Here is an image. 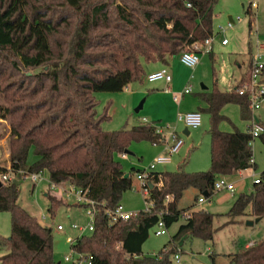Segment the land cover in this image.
I'll return each mask as SVG.
<instances>
[{
  "label": "trees",
  "instance_id": "obj_1",
  "mask_svg": "<svg viewBox=\"0 0 264 264\" xmlns=\"http://www.w3.org/2000/svg\"><path fill=\"white\" fill-rule=\"evenodd\" d=\"M57 1L56 4H52ZM117 1V0H116ZM218 0H0V52L8 56L10 72L0 71V88L6 106L0 119L8 122L7 143L13 170L46 172L55 183H72L94 200V229L77 237L71 247L92 255V264H173L177 243L197 236L212 240L214 213L194 210V202L180 208L188 189L210 198L219 175L232 176L256 167L251 123L246 130L223 131L227 117L222 108L235 103L242 119L251 121L247 96L233 86L221 90L215 83L202 99L210 115V168L157 172L163 180L153 186L150 210L110 223L107 209L115 208L133 186L134 167L126 171L116 155L129 150L132 141L161 143L164 135L154 122L104 130L110 118L108 102L98 112V91H121L132 82L142 83L144 63L168 65L187 46L204 43L213 35L214 7ZM189 4V5H188ZM250 12V5L246 9ZM249 30L252 21L248 22ZM250 45V42L248 43ZM250 47V46H249ZM214 60L213 51L209 52ZM39 68L34 73L25 69ZM15 75L24 79L2 83ZM263 131L259 134L264 145ZM37 157L28 163L30 152ZM16 174L0 185V211L10 214V236H0V264H58L54 258L52 227L41 223L19 203ZM155 179H158L157 177ZM170 200L165 203V198ZM47 210L53 216L64 198L47 194ZM82 206L84 204H78ZM167 227L183 219L168 243L156 255H145L142 246L156 225L159 213ZM230 216L264 217V172L251 191L241 193L228 211ZM181 248V247H180ZM214 255H211L214 264ZM229 264H264V238L228 254Z\"/></svg>",
  "mask_w": 264,
  "mask_h": 264
},
{
  "label": "rangeland",
  "instance_id": "obj_2",
  "mask_svg": "<svg viewBox=\"0 0 264 264\" xmlns=\"http://www.w3.org/2000/svg\"><path fill=\"white\" fill-rule=\"evenodd\" d=\"M111 4L119 0H108ZM254 1L256 5L250 7V12L246 9ZM54 1L52 4H56ZM232 17L233 22L228 26ZM239 18V19H238ZM252 21L251 31L248 22ZM213 56L206 52H199L200 61L194 69L186 66L180 61L179 55L169 59L168 69L172 74L170 82V92L163 89V81L147 80L146 75L151 68L160 66L159 62L144 63L146 75L142 83L132 82L121 91H98L95 93L98 100V112H102L104 106L110 102V118L103 121L101 126L104 130L120 129L127 124V127L139 124L143 118L149 122H154L156 126L163 130L164 139L161 143L154 144L149 140L132 141L129 145V152L123 155H116L122 163L123 169L130 172L134 167L143 170L159 155L170 142V132H176L184 143L179 152L172 154L169 163L157 164V170H176L180 163H184L187 171H200L210 168V115L206 111H201L202 122L199 127L188 128L190 132L185 133V125L177 118L178 112H186L193 108L206 107L202 94L210 92L215 83L220 89H229L235 86L241 80L248 62L247 42L258 40L264 43V0H218L214 7L213 19ZM227 38L228 44H222L221 41ZM11 65L8 56L0 52V71L10 72ZM39 68L25 69L24 72L34 73ZM241 76V77H240ZM0 73V80H1ZM10 79H2L5 84L13 80L24 79V75H15ZM190 84L192 92L185 94L179 101L173 98L174 93L181 92L184 87ZM202 84L207 88L202 89ZM145 98L143 107L138 112L135 108L140 101ZM5 95L0 88V111L6 106ZM222 113L227 117L219 124L223 131H233L235 128L246 130L247 120L242 119L239 106L235 103H229L222 108ZM255 119L264 124V105L253 112ZM9 133L8 122L0 119V143H7ZM8 145V143H7ZM9 147V146H8ZM254 157L257 160L256 167H250L242 170L241 173L230 176L234 181L235 189L233 192L219 191L214 193L209 200L200 205L194 200L196 190L188 189L184 192L179 201L180 208H187L194 202V210L203 208L214 213L213 228L214 235L212 240H204L197 236L187 237L183 243H177L181 247L182 264H213L211 255H214V264H229L228 254L239 251L246 244H254L264 238V217L252 225L247 221L254 220L252 215L230 216L228 211L235 199L241 194L252 190L256 177L264 172V145L259 137H256L252 143ZM36 156L31 151L28 157V163L36 160ZM137 171L133 172V186L123 193L121 205L126 211L137 214L146 207L145 195L138 187L136 180ZM20 195L19 203L26 208L38 220L52 227L54 242V258L58 264H72L71 261H65L64 256L70 255L71 243L67 241V236H76L77 232L70 227L71 222L80 225L88 224L90 218L85 213V208L75 204L74 196L68 199H62L64 204L60 205L56 214L53 216L47 210L48 199L45 194H58L55 189H50L48 181L38 182L36 185L28 179L19 180ZM46 215V218H43ZM183 219L174 222L167 231L161 235L155 234L156 226L149 231V237L142 246L145 255H156L162 247L168 243L171 236L177 231ZM62 224L63 230H58L57 225ZM10 214L8 211H0V236L9 237ZM248 246V245H247ZM5 253L0 249V256ZM173 264H177L173 261Z\"/></svg>",
  "mask_w": 264,
  "mask_h": 264
},
{
  "label": "built area",
  "instance_id": "obj_3",
  "mask_svg": "<svg viewBox=\"0 0 264 264\" xmlns=\"http://www.w3.org/2000/svg\"><path fill=\"white\" fill-rule=\"evenodd\" d=\"M189 5V4H188ZM256 5L254 1L250 3V7ZM239 19V18H238ZM231 20L228 26H231ZM214 40L213 35L206 38L204 43H194L191 46H187L185 50L179 55L180 61L186 66L194 69L200 61L199 52L209 53L212 51V42ZM228 42L227 38H224L221 43L226 44ZM250 56L248 62V68L245 74L242 76L239 83H237L234 87L238 94L247 96L249 108L252 112L259 109L264 105V43L257 39L253 42L250 41ZM148 81H158L162 80L165 83L163 89L167 92H170L169 83L172 81V74L169 71L167 65H162L159 69H156L152 72H149L146 75ZM192 92V88L190 84H187L184 89L179 93H174L173 98L175 101H179L185 94H189ZM177 118L179 121L183 122L185 128H196L201 125L202 122V113L199 109L186 111V112H178ZM142 121H148L146 118H143ZM157 127L158 132L163 134V130L161 127ZM263 131V126L257 122L255 117L251 120V134L252 140L249 142L251 145L253 140L259 136V134ZM170 142L166 144L164 150L157 155L154 160L148 165L147 168L137 171L135 176L138 181V187L142 190L145 195V210H150L153 207L154 203L151 199V189L153 186L160 187L163 185V180L160 175L157 174V164L160 163H168L171 161V156L174 153L179 152L182 147L184 140L174 131L170 132ZM154 144H157L156 142ZM250 163L254 164V157L250 158ZM16 174L20 175V179H28L33 185H36L38 182L43 180L48 181V185L50 189H55L59 192L62 198L68 199L71 196H74L75 204H84L81 207L85 208V213L89 216L90 220L86 225H80L76 222H71V229L77 232V235L74 237L72 235L67 236V241L71 244L75 243L77 237L88 234L94 229V218L95 211L94 205L95 201L91 200L84 196L81 188L75 186L72 183H55L51 181L46 172L43 170L39 171H27V170H13L11 167V163L9 161V155L4 153L0 148V180L10 181ZM158 179H155V178ZM259 177H256L254 182H258ZM235 189L234 181L230 179L229 176L219 175L214 182V193L219 191H229L233 192ZM170 200V195H167L165 198V203ZM206 200L209 198L200 194L197 202L200 205H203ZM106 214L109 218V222L113 223L118 220L128 219L130 216L134 215V213L126 211L121 203H119L113 209H107ZM46 215H43V218H46ZM155 234L161 235L165 233L168 229L166 223L163 219V211L159 213V219L156 223ZM58 230H63L64 226L62 224H58ZM252 245V243H249ZM70 255H65V261H71L72 264H92V255L85 254L83 252H79L71 247ZM181 248H177V251L172 255V262L175 261L177 264H182L181 258Z\"/></svg>",
  "mask_w": 264,
  "mask_h": 264
},
{
  "label": "crops",
  "instance_id": "obj_4",
  "mask_svg": "<svg viewBox=\"0 0 264 264\" xmlns=\"http://www.w3.org/2000/svg\"><path fill=\"white\" fill-rule=\"evenodd\" d=\"M229 20L231 21V20H233L232 19V17L231 16H229ZM213 42H214V40H213ZM213 42H212V51H213ZM250 42V40L247 42V55L246 56H250V50H251V47H249L250 45L248 44ZM229 43V40H228V42L226 43V44H228ZM224 45V44H223ZM163 64H160V66H158V67H155V68H151L150 70H149V72H152V71H154V70H156V69H159L161 66H162ZM247 68H248V65H247ZM247 68H246V70H245V72L247 71ZM148 72V73H149ZM245 72H244V74H245ZM243 74V75H244ZM241 77V76H240ZM170 84V83H169ZM163 86H165V83H164V81H163ZM169 87H170V85H169ZM207 88V87H206ZM231 87H229V89H230ZM229 89H221V90H229ZM170 90H171V88H170ZM197 109H199V108H193V109H191V110H189V111H192V110H197ZM252 116H253V112H252ZM242 117V116H241ZM255 118H257V117H255ZM257 121L259 120L260 121V119L258 118V119H256ZM247 122H248V124L249 123H251V121H249V120H247ZM247 124V125H248ZM247 127V126H246ZM190 132L188 131V134H189ZM187 134V135H188ZM0 148H1V150H3V152L4 153H6V154H8L9 155V152H10V149H9V147H8V145H7V143L5 144V141H2L1 143H0ZM253 155H254V153H253ZM254 157V156H253ZM254 161H255V165H257V160H256V158L254 157ZM169 163V162H168ZM158 172H160V171H162V170H157ZM241 171L242 170H240V171H238L237 173H241ZM126 173H129V172H126ZM18 178V177H17ZM34 186V185H33ZM45 195H47V194H45ZM194 208V207H193ZM178 229V228H177ZM183 243V242H182ZM248 244H246L245 246H247Z\"/></svg>",
  "mask_w": 264,
  "mask_h": 264
},
{
  "label": "water",
  "instance_id": "obj_5",
  "mask_svg": "<svg viewBox=\"0 0 264 264\" xmlns=\"http://www.w3.org/2000/svg\"><path fill=\"white\" fill-rule=\"evenodd\" d=\"M202 89H206V86L204 84L201 85ZM145 98H143L140 103L138 104V106L135 108V111L138 112L140 108L143 107ZM185 133L188 134V130L186 128ZM129 152V151H128ZM125 176H128V173L125 174ZM2 184V181L0 180V185ZM261 219V217H255L254 220H249L247 221V224L252 225L254 222H258Z\"/></svg>",
  "mask_w": 264,
  "mask_h": 264
}]
</instances>
